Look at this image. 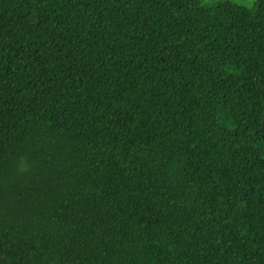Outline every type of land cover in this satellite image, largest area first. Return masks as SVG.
Segmentation results:
<instances>
[{"label": "trees", "instance_id": "obj_1", "mask_svg": "<svg viewBox=\"0 0 264 264\" xmlns=\"http://www.w3.org/2000/svg\"><path fill=\"white\" fill-rule=\"evenodd\" d=\"M0 264H264V0H0Z\"/></svg>", "mask_w": 264, "mask_h": 264}, {"label": "rangeland", "instance_id": "obj_2", "mask_svg": "<svg viewBox=\"0 0 264 264\" xmlns=\"http://www.w3.org/2000/svg\"><path fill=\"white\" fill-rule=\"evenodd\" d=\"M230 1H233L238 4H242V5H250L253 2V0H230Z\"/></svg>", "mask_w": 264, "mask_h": 264}]
</instances>
